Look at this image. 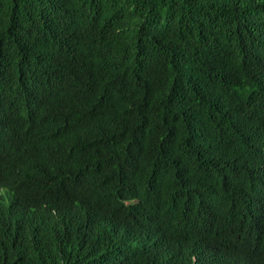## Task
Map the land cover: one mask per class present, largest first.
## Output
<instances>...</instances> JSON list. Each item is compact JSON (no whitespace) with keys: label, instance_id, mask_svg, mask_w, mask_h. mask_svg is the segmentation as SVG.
<instances>
[{"label":"trees","instance_id":"trees-1","mask_svg":"<svg viewBox=\"0 0 264 264\" xmlns=\"http://www.w3.org/2000/svg\"><path fill=\"white\" fill-rule=\"evenodd\" d=\"M0 264H264V0H0Z\"/></svg>","mask_w":264,"mask_h":264}]
</instances>
